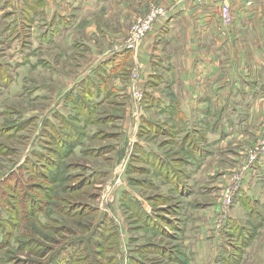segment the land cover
I'll list each match as a JSON object with an SVG mask.
<instances>
[{
  "label": "rangeland",
  "instance_id": "obj_1",
  "mask_svg": "<svg viewBox=\"0 0 264 264\" xmlns=\"http://www.w3.org/2000/svg\"><path fill=\"white\" fill-rule=\"evenodd\" d=\"M17 1H19L18 5L16 4L15 6H9L6 4L7 8H11L12 12L5 13L2 16V20L0 17V23H2L0 25V33L5 30H3V25L5 27V24L8 23L6 22L7 20H10L9 22L12 21L10 29L14 30V33H12V37H10L9 40H5L4 34L0 36V70L3 68V70L6 69L10 72L13 80L9 87L4 89H2L3 87L0 88V180L7 175V172L13 166L21 164L23 159L31 153V150L33 152L35 148L39 146L38 131L40 121L44 117L46 118L50 115L54 110H59L61 108L63 102L62 98L68 90L72 88V83L75 79L85 73L89 66L92 65L99 56L110 54L114 49L119 48L129 36L132 24L140 17L134 16L132 20H127L125 31L122 32V29H117L114 23L113 18H115V22L120 20L117 19L118 16H109L104 13L102 16L99 15L92 20L93 30L87 29L88 25H86L84 28L73 33L71 37L67 38L74 40V47L63 46L57 51L54 45H44L46 48H42L41 51L38 52L37 50H32V47L34 48L33 45L29 51L23 52L22 45H25V43L28 42L31 30L34 26L27 28V33H24L23 19L26 2L24 0H21V2L20 0ZM137 1L141 6L148 2H150L149 4H159L157 1L160 0ZM1 8L5 9L4 6H1ZM11 16L13 18H11ZM94 27L97 28L101 34L95 32ZM18 35L21 36L20 39H16ZM26 36L28 37L26 38ZM238 38L242 43V48H245L244 38L241 35H239ZM31 40L33 41V44L34 42L35 44L39 43L38 39L35 38V35L32 36V33ZM145 41L143 43H145ZM87 47L94 48V52L89 51V48L87 51ZM141 47L136 55L132 53L136 58H132L133 63L130 69L131 71L127 76L128 79L123 75L112 81V84H114L115 81L126 83L128 93H125L124 95H113V97H109V99L99 107L92 108L90 111L93 112V117H85L82 119L84 124L80 122L77 124L79 131H76V133L85 136L82 143L76 146L77 156H68L61 160V167L69 166L68 171H65L63 174H67L68 172L70 175L77 176L76 179L74 178V180L67 182L66 184L63 183V185H74L77 182L86 179L87 187L82 189V191H79L77 197L79 198L80 204H85L91 207L98 211V214L89 213L88 215L79 216L80 209H76L75 211L70 210L69 212L62 211V213H56L55 215L51 214L53 217L52 220L56 221L57 224L69 225L74 231L78 230V235L71 236L70 234L61 231L57 234V237H52L54 240L48 241L46 237L47 235H33L37 229L34 224L28 223L31 221L30 213L33 211L34 206L32 208H29V206L32 203L42 202L41 205H39V207H42L41 210L32 217L35 219L39 218L41 222L47 224L48 222H51L50 217L48 220L46 216V214L49 215L48 212H50V209L47 206H49V204H55V200L48 204L43 195L39 196L35 191H32V196L30 194L29 197L23 198H20L19 194L17 195L14 193L15 196H18V198L22 200V208L20 210L21 215L25 220L22 219V233L15 232L12 236V240L11 237L9 238L8 241L10 243H7L6 249H0V254L2 256L0 264H64V261H67L65 264H87L88 262L85 260V252L88 248L92 253L94 252V254H97L95 257L99 258V260H103V258L115 260L116 255L108 252L106 253V247L102 252V250H99L94 246V242L97 243L96 240H98L99 243L102 242L103 247L106 246L108 241H105V238L111 234L109 231L96 229L97 224L95 223L99 221L96 219H98L97 217L102 216V214L109 215L114 220L115 227L120 231L119 235L121 236V244L118 250L119 254L116 258V262L113 261L112 264H133L134 261L131 259L132 255L130 254V250L133 249L134 246H140L144 249L141 248L142 254L137 255V257L143 262L142 264L193 263V256H195L193 249L188 251L184 246V243L186 242L184 238L187 235V225L185 222H187L186 220H190L189 216L182 217V224L179 222V225L184 232L181 231L178 233L177 230H172L168 227L167 229H163L168 236L152 238L150 236L151 233L148 232V229L143 222H140V220L132 213L134 211H127L126 206L122 207L119 201L121 192L128 187L126 170L128 161L133 152V142L138 139V128L141 115L144 113V116L155 120L156 122H162L165 120V117L160 116L155 109L146 108L143 103L144 92L149 91L152 93H158L168 103L180 102L176 96L174 86L164 88L163 84L157 86V83L150 81V78L152 77L142 82L140 81V75L138 77L135 76L134 72L136 71H134V64L135 62H141ZM29 55L31 64L32 62L33 64H37L39 61L41 62L38 67H30L29 62H24L23 59L26 58L28 60ZM19 63L21 65H18ZM155 64L157 65V63ZM155 64L154 66L156 67V70L163 72L158 69ZM148 84L152 85L150 86L151 88L148 87ZM136 89H139V93H136ZM141 96L142 100L140 101ZM122 104H124L126 108L124 114L118 112L117 108L118 106L121 108ZM63 112H69V110L64 109ZM81 112L84 113V111ZM34 117H40V121L39 119L37 121L36 119H32V121L27 122L28 118ZM199 129L204 130V128ZM66 133H68V131ZM93 134L95 136L94 138H91ZM143 139L152 148L157 149L166 155L168 154L167 156L174 162L177 157L182 156V151L175 147V143H172L171 140L173 139L171 137H167L164 134H157L154 136H144ZM257 139L258 141L254 142L248 148L244 146L238 147L239 145L231 144L229 148L231 147L232 150H236L233 156L222 160V162L221 160L213 161V163H221L219 165L221 167L230 168V166L233 167L234 160L238 158V152H241V150L243 151L245 161L239 168V173L232 175L229 184L234 180V177H238L240 179V185L242 184L244 174L248 172L243 171L242 168L246 165L247 156L253 151L254 146L258 145L260 141L264 139V124L261 126V131L259 132ZM51 146L54 145L52 144ZM123 149L124 157L121 159ZM206 150L209 151L207 157H211L212 153L210 147ZM80 151L88 154H82L84 157L82 155L80 156ZM133 161L134 164L129 181L130 185L136 190V196L150 200L149 203L158 213L159 217L166 220L167 225L171 224L172 226H178L177 218H170V216L167 215V213L170 212V207H175L177 204H180V206L184 208V211L187 212L189 209V214L190 210H192L191 212H194L198 209H201L200 211L204 213L210 209V207H208V209L204 204L213 201L217 202V206H220L218 213L210 210L207 220L206 218L202 219L210 226L206 231V233L210 232V235L207 234L208 236H206V241L211 237L213 239L217 238L221 240V230L224 226L225 220L221 224L220 219H222L224 212H227V218L228 213L233 208L234 199L238 193L237 190L233 194L232 205L228 210V208H224V197L226 190L229 189V185L226 188H222L218 187V183H214L215 181L208 182L209 190L205 195L201 193V189L197 190L195 183L191 181L189 184L191 194L190 196H187L188 188H185L183 191L186 195L180 194L181 189H177V186L174 187L176 191L173 192L169 186H165L161 179L153 177L150 171L149 162L140 159L137 155L134 156ZM73 167L74 169H72ZM97 170L109 171V174L99 177L98 175H93ZM54 172L55 170H45L43 175L47 174L49 175V178H52L54 177ZM32 176H35V178L37 177V175L34 174ZM40 181L45 182L44 184L46 188L52 187L47 180H39L38 182ZM201 183L204 182L202 181ZM156 186L159 189H157ZM221 190L223 194H221L220 198ZM228 193L229 192H227V194ZM212 194H214V196H212ZM66 196L69 197L70 195L67 194ZM165 197H167V199L163 201V198ZM26 198L28 201L32 200L30 205ZM3 201H5V203L7 202L6 200ZM239 207L242 208V205L240 204ZM215 210H218V208ZM242 211L245 212L243 208ZM193 215L194 213L191 214V217ZM239 215H241V213H239ZM62 218H65V221H63ZM90 220H93L95 224L92 231L97 234H102L104 239L102 240V238L98 237L94 239V242L93 240H90L92 243H86L87 245L84 246V254H76L74 252L73 259H70L67 254L61 256L60 252L66 247L64 246L65 244L69 245L70 243L75 242L77 237L81 236L82 238L85 236V232L78 229L73 223L78 224L84 222L88 225ZM241 221L245 222L246 218L244 220L241 219ZM68 222H71L72 224H68ZM243 222L240 224L242 225ZM24 223H27V226L24 225ZM190 226L195 227L192 223H190ZM109 227L110 225L108 228ZM198 230L199 228L195 229V232H191L190 230L189 237L197 235ZM251 232H255L256 234L248 243L247 248L242 250L240 254L239 246L234 247V255L236 256L240 254V264H264V221L258 229H251ZM129 239H133L134 242L129 243ZM230 241L232 244L236 243L235 239H230ZM20 242H22L21 244H23L25 248L16 253L17 245ZM223 244H225V241H222V245ZM222 245L219 242L213 245V250L217 252V255L211 264H214L217 259L221 257ZM210 249L211 247L207 243L204 251L208 252ZM10 252H13L12 256L9 254ZM187 252L190 255L189 258H187L188 261H186V258L184 259ZM75 255L79 256L75 257ZM6 257H8L7 260ZM2 258L5 259L2 260Z\"/></svg>",
  "mask_w": 264,
  "mask_h": 264
},
{
  "label": "crops",
  "instance_id": "obj_2",
  "mask_svg": "<svg viewBox=\"0 0 264 264\" xmlns=\"http://www.w3.org/2000/svg\"><path fill=\"white\" fill-rule=\"evenodd\" d=\"M18 2L0 0L1 20L5 13L12 12L6 4L15 6ZM40 2L42 3V9L38 11L40 16L31 24V27L34 26L31 30L32 36L35 35L39 43L33 44L30 33L28 42L22 45L23 52L29 51L33 45L32 50L38 52L46 48L44 45H54L57 51L63 46L74 47V40L67 38L86 25L87 29L93 30L92 20L104 13L109 16L117 15V19L120 20L115 22L113 18L115 26L124 32L126 21L132 20L134 16L143 15L150 3L140 6L137 0ZM224 2L231 10L230 27H225L221 19L220 6ZM157 3L170 10L168 20L155 26L143 43L140 52L141 64L135 62L134 70L139 71L138 76L140 75L142 82L158 76L164 88L174 86L181 110L186 117L187 129L204 128L207 131V149L210 147L212 156L205 159L191 180L197 190L201 189V193L206 195L209 190L208 182L215 181L218 187L226 188L232 175L239 173L245 157L240 149L238 158L230 168L221 167L219 166L221 163L213 161L222 162L233 156L236 150L229 148L231 144L248 148L257 142L261 126L264 124V0H205L202 4H196L193 0H160ZM9 21H6L8 22L5 24L6 28L3 25L5 30L0 33V36L4 34L6 40L12 37L9 27L12 21ZM94 31L99 32L95 27ZM239 35L244 38L245 48H242V43L238 40ZM20 38L18 35L16 39ZM88 48L94 52V48L87 47V51ZM112 54L114 53L99 56L89 66L91 68H88V71L75 79L72 88ZM135 55L132 54L131 58L135 59ZM28 57V60L26 58L23 60L29 62L30 67L40 65V61L31 64L30 55ZM154 64L163 72L157 71ZM113 85L120 95L128 93L126 83L115 81ZM153 95L154 98L167 103L158 93ZM144 115L143 113L141 118ZM137 142L138 139L133 144ZM247 171L243 173L244 178L238 192L246 194L264 206V153L258 156ZM202 181L204 183H201ZM131 193L137 195L136 192ZM216 203L213 201L204 205L210 207L209 211L218 213L220 206ZM237 204L234 202L227 217L240 224L243 222L241 219L244 220L246 217L245 212L239 207L240 203ZM216 208L218 210H215ZM200 210L194 212L190 210V214L189 209L187 212L184 211L186 216L190 217V220L185 222L187 235L184 238L186 240L184 246L186 250L194 251L192 264H211L217 255L213 245L217 242L222 245L224 240L211 237L206 241L207 234L210 235V232L206 231L210 226L203 219L207 220L209 211L203 213ZM192 213L194 215L191 217ZM190 223L195 227H191ZM196 227L199 228L198 234L189 237V231L195 232ZM207 243L211 249L205 252ZM189 256L187 252L186 257Z\"/></svg>",
  "mask_w": 264,
  "mask_h": 264
},
{
  "label": "trees",
  "instance_id": "obj_3",
  "mask_svg": "<svg viewBox=\"0 0 264 264\" xmlns=\"http://www.w3.org/2000/svg\"><path fill=\"white\" fill-rule=\"evenodd\" d=\"M24 1L26 2V6L23 19V31L24 33H27L26 29L30 28V24H33L34 20L40 16V12L38 11L42 9V3L40 2L41 0ZM11 32L14 33V30L11 29ZM131 57L132 52L127 50L112 54L111 57L103 61L98 67L94 68L83 80L80 81V83L68 90L62 98L63 102L59 110H54L50 115L46 118L44 117L40 121L38 131L39 146L35 148V150L33 149V152L31 150V153L23 159L21 164L13 166L7 172V175L0 180V249H6L7 243H10L8 241L9 238L11 237L12 240V236L15 232L22 233L21 224L23 223V217L20 210L22 208V200H20V198L29 197L30 194L32 196V191L38 193L39 196L43 195L48 204L55 200V204H49V206H47L50 209V212H48L49 215L46 214V216L48 220L50 217L51 222L46 224L41 222L39 218L35 219L32 217L41 210L42 207H39V205H41L42 202L32 203V200L28 201L26 198L29 205L32 203L29 208L34 206L33 211L30 213L31 221L28 223L34 224L37 229L33 235H47L46 237L48 241L54 240L52 237H57V234L61 231L68 233L71 236L78 235V230L74 231L69 225L57 224L56 221L52 220L53 217L51 214L55 215L56 213H62V211L69 212L70 210L75 211L76 209H80L79 216L88 215L89 213L98 214V211L91 207L85 204H80L79 198L77 197L79 191H82V189L87 187L86 179L79 181L74 185H63V183L66 184L67 182L74 180V178L76 179L77 176L70 175L68 172L67 174H63L65 171H68L69 166L61 167V160L68 156H77L76 146L81 144L82 140L85 138L83 134L76 133V131H79L77 127V124H79L78 122L84 124L82 120L83 118L93 117V112L90 111L92 108L99 107L106 102L109 97L119 94L112 84V81L123 75L128 79L127 76L132 67ZM150 79V81H154L153 83H157V86L162 85L160 77L155 76ZM11 82H13V80L10 72L6 69L3 70L2 68V70H0V88L3 87L2 89H4L9 87ZM150 86L152 85L148 84L149 88H151ZM143 103L147 109H155L160 116L165 117V120L162 122H156L146 116L141 118L138 128V142L134 144L133 152L128 161L126 170L128 187L121 192L119 201L122 207L126 206L127 211H134L132 213L140 220V222H143L148 229V232L151 233L150 236L155 238L168 236L165 230H163L164 228L167 229L170 227L172 230H177L178 233L183 231L179 222L182 224V217H186V214L184 208L176 203L177 205L175 207H170V212L167 213V215L170 216V218L176 217L178 226H172L171 224L167 225L166 220L160 218L158 213L149 203V199H142L140 196L132 195L131 192H136L134 187L129 183L134 164V156L137 155L140 159L150 163V171L153 177L161 179L165 186H169L173 192L176 191L174 187L177 186V189H181L180 194L184 195L185 193L183 191L185 188L189 189V184L193 179L196 170L201 167L202 163L209 155V151L206 150L208 147V138L206 130H198L197 128L191 130L187 129L186 117L181 110L180 102L163 103L160 99L154 98L152 92L145 91ZM117 108L118 112L124 114L126 110L124 104L121 105V108L120 106ZM64 109H68L69 112H63ZM81 111H84V113ZM32 119H36L37 121L39 117L28 118L27 122L32 121ZM67 131L68 133H66ZM157 134H164L167 137H171L173 139L171 141L172 143H175V147L182 151V156L177 157L174 162L167 156L168 154L166 155L159 150L152 148L143 139L144 136H154ZM94 136L95 135L93 134L91 138H94ZM52 144L56 148L51 146ZM85 153L86 152L80 151L79 154L81 156L82 154L85 155ZM123 157L124 149L122 150L121 159ZM72 169H74V167ZM45 170H55L54 177L49 178V175H43ZM33 174L37 175V177L35 178V176H32ZM107 174H109V171L104 170H97L96 173H93V175H98V177ZM39 180H47L52 187L46 188L44 184L45 182H38ZM14 193L17 195L19 194L20 198L15 196ZM67 194L70 196L67 197ZM190 194L191 192L189 189L187 196H190ZM166 199L167 197L163 198V201ZM3 200H6L7 202L5 203ZM234 202L242 205V208L245 210L246 221L241 225L236 220H232L229 217L225 218V223L221 230V236L225 241V244L222 245L221 257L218 258L214 264H240L241 251L247 248L248 243L256 234L255 232H251V229H258L264 221V206L259 205L258 202L252 200V198L248 197L246 194L238 192ZM97 218L98 219L96 220L99 221L95 223L97 224L96 229H103L111 232V234L105 238V241H108V244L103 247L102 242L99 243L98 240H96L97 243L94 242V239L98 237L103 240L104 236L92 231L95 225L93 220H90L88 225L84 222L78 224L73 223L74 226L85 232V236L82 238L81 236L77 237L76 241L69 245L65 244L64 246L66 247L60 252L61 256L67 254L70 259H73L74 252L76 254H84V246L92 243L90 240H93L95 244L94 246L97 249L102 250L103 252V249L106 247V253L108 252L116 255V258L118 257V250L121 244L119 229L115 227L114 220L109 215L102 214V216ZM62 220L65 221V218H62ZM68 224L72 223L68 222ZM24 225L27 226V223H24ZM109 225L110 227L108 228ZM230 239H235L236 243L232 244ZM128 242L133 243L134 241L133 239H129ZM21 243L22 242L17 245L16 253L25 248ZM236 246H239L240 254L235 256L234 247ZM141 248L142 247L140 246H134V248L130 250V254L132 255L131 259L134 261L133 264L143 263L137 257V255L142 254ZM9 254L12 256L13 252H10ZM95 255L97 254H94V252L92 253L88 248L85 252V260H87V264H112L113 261L116 262V258L115 260L107 258L99 260ZM77 256L79 255H75V257ZM1 257L0 254V260ZM185 258L187 259L186 254L184 256V259ZM4 259L5 258H2V260ZM7 259L8 257H6V260ZM186 261H188V259ZM66 262L67 261H64L63 263L65 264ZM186 264L188 263L186 262Z\"/></svg>",
  "mask_w": 264,
  "mask_h": 264
},
{
  "label": "built area",
  "instance_id": "obj_4",
  "mask_svg": "<svg viewBox=\"0 0 264 264\" xmlns=\"http://www.w3.org/2000/svg\"><path fill=\"white\" fill-rule=\"evenodd\" d=\"M196 4H202L205 0H193ZM170 14V10L162 5L152 3L149 4L148 9L145 11L143 15H141L138 20L132 24L130 29V34L127 37L126 41L121 44V46L117 49L113 50V53H120L122 51H129L134 54L140 50L143 42L148 38V36L153 32L155 26L163 23L168 20ZM220 14L221 19L223 21V25L225 27H230L232 23L231 10L227 3H221L220 6ZM135 71V70H134ZM137 72V70H136ZM134 72L135 76L138 77V72ZM134 90V89H133ZM136 93H139V89H136ZM142 100V96L140 101ZM264 153V139L260 141V143L254 146L253 151L247 156L246 165L242 168L243 171H247L249 167H251L257 160L258 156ZM240 179L238 177H234V180L229 184V189L225 192L224 197V208L230 209L232 205V197L235 191L240 188ZM227 192H229L227 194ZM227 212H224L222 215V219H220V223L222 224L226 218Z\"/></svg>",
  "mask_w": 264,
  "mask_h": 264
}]
</instances>
